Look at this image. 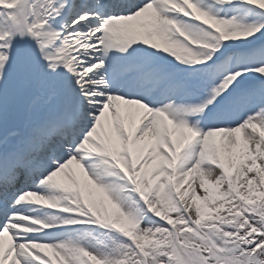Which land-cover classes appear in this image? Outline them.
<instances>
[{
  "label": "snow or ice",
  "instance_id": "obj_1",
  "mask_svg": "<svg viewBox=\"0 0 264 264\" xmlns=\"http://www.w3.org/2000/svg\"><path fill=\"white\" fill-rule=\"evenodd\" d=\"M0 264H264V0H0Z\"/></svg>",
  "mask_w": 264,
  "mask_h": 264
}]
</instances>
